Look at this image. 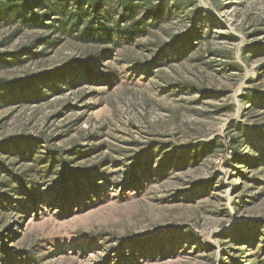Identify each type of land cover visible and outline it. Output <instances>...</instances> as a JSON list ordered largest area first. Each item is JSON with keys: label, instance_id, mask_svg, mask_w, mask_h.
I'll return each instance as SVG.
<instances>
[{"label": "rangeland", "instance_id": "374dc122", "mask_svg": "<svg viewBox=\"0 0 264 264\" xmlns=\"http://www.w3.org/2000/svg\"><path fill=\"white\" fill-rule=\"evenodd\" d=\"M38 1L53 13L45 25L0 0V81L84 61L112 81L74 66V86L0 98V240L11 264H264V0H135L133 18L125 0H101L103 31L89 42L73 31L74 1ZM200 143L215 148L186 163ZM47 152L72 171L101 168V194L72 210L52 204L61 168L46 174ZM141 155L153 172L127 189Z\"/></svg>", "mask_w": 264, "mask_h": 264}, {"label": "trees", "instance_id": "16d2710c", "mask_svg": "<svg viewBox=\"0 0 264 264\" xmlns=\"http://www.w3.org/2000/svg\"><path fill=\"white\" fill-rule=\"evenodd\" d=\"M75 2V19L73 20V31L79 33L81 40L84 42H89L91 36L96 32H100L102 29L101 24L102 20L98 16L101 13V0H69ZM9 10L16 11L18 13V19L24 23L36 22L41 25L50 20L53 13H40L37 11V5H39L38 0H6ZM134 2L135 0H125L120 4V10L123 14L128 13V15L133 18L134 12ZM66 9V8H65ZM148 16L153 19H159L161 16L160 11H158L154 6L150 5L147 10ZM88 20V21H87ZM81 26L83 30L81 31ZM135 26V25H133ZM136 27L131 28V34H138L140 31H135ZM103 31V29L101 30ZM6 56L0 54V62L5 63L7 60L4 59ZM73 64V63H72ZM75 66L78 71H80V77L85 76L88 81L94 82L95 80H102V82H111V77L101 78L100 76L94 75V67L90 66L88 61L74 63L68 69L61 71H56L52 73H47L43 75H37L17 81H0V98L4 99L5 97H10L12 100H24L30 101L40 100L43 96L39 93L40 87L50 88V91L55 93L61 90L62 86H74L76 84V77L73 68ZM101 78V79H100ZM62 84V86L59 84ZM22 149V143H15L11 147ZM215 148V143L205 144L200 143L191 149L189 156L184 158L185 162H190V160H196L198 157L205 156L209 152H212ZM33 153H31L32 155ZM77 154V153H75ZM74 154V155H75ZM81 154V153H78ZM44 159L42 160L41 165L47 164V173L53 174L56 168H61L60 174V188L52 193L51 202L62 206L64 208L68 207L69 210L73 209V206L76 204H82L84 199H90L99 196L101 191L107 184L106 172H102L98 168H93L88 171L86 169H76L71 170L70 161L65 160L63 157H59L58 154L52 152H47L43 155ZM232 157L236 160L239 159L236 151H233ZM150 157H145L141 155L139 158L133 161V164L130 167V177L126 181L125 188H142L144 186L145 180L150 178V174L153 172V163ZM23 179H17L16 182L21 183ZM102 182L104 185H99L98 183ZM22 184V183H21ZM36 184V183H35ZM71 186V188H70ZM134 186V187H133ZM21 193L22 196L26 195L29 198V205L37 208L40 204L41 198H38L36 193L32 192L31 189L26 187ZM244 236H248L245 234ZM237 242L246 244L247 240L244 237H237ZM1 251L3 257L1 258L5 264H11L14 258V255L10 253V250L6 248V243L4 240H0ZM28 261L33 264H37L32 256H28ZM22 261V260H21ZM23 262V261H22ZM233 264H236V261L233 259Z\"/></svg>", "mask_w": 264, "mask_h": 264}]
</instances>
